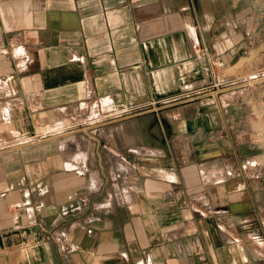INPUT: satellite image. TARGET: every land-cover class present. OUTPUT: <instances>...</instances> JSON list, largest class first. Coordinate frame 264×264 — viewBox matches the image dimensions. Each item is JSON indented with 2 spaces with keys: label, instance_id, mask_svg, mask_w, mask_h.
<instances>
[{
  "label": "crops",
  "instance_id": "1",
  "mask_svg": "<svg viewBox=\"0 0 264 264\" xmlns=\"http://www.w3.org/2000/svg\"><path fill=\"white\" fill-rule=\"evenodd\" d=\"M0 264H264V0H0Z\"/></svg>",
  "mask_w": 264,
  "mask_h": 264
}]
</instances>
